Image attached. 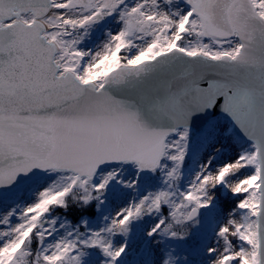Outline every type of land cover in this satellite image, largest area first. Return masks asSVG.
I'll list each match as a JSON object with an SVG mask.
<instances>
[{"label":"snow or ice","instance_id":"obj_1","mask_svg":"<svg viewBox=\"0 0 264 264\" xmlns=\"http://www.w3.org/2000/svg\"><path fill=\"white\" fill-rule=\"evenodd\" d=\"M0 264H264V0H0Z\"/></svg>","mask_w":264,"mask_h":264}]
</instances>
